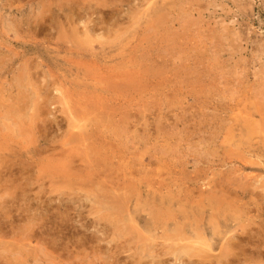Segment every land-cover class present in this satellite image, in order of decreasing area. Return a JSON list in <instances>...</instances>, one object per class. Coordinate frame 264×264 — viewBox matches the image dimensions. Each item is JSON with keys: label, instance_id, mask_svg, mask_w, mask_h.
I'll use <instances>...</instances> for the list:
<instances>
[{"label": "rangeland", "instance_id": "1", "mask_svg": "<svg viewBox=\"0 0 264 264\" xmlns=\"http://www.w3.org/2000/svg\"><path fill=\"white\" fill-rule=\"evenodd\" d=\"M0 264H264V0H0Z\"/></svg>", "mask_w": 264, "mask_h": 264}, {"label": "bare ground", "instance_id": "2", "mask_svg": "<svg viewBox=\"0 0 264 264\" xmlns=\"http://www.w3.org/2000/svg\"><path fill=\"white\" fill-rule=\"evenodd\" d=\"M156 3V2H155ZM158 9V8H157ZM157 15V14H156ZM39 23V22H38ZM35 25H37V24H35ZM40 26V25H39ZM42 27H43V24H42ZM84 41V40H83ZM66 47V46H65ZM63 48V47H62ZM70 48V47H69ZM77 48V47H76ZM75 49V48H74ZM131 76H132V74H131ZM105 77V76H104ZM138 78V77H137ZM129 86V85H128ZM131 86V85H130ZM70 105H71V103H70ZM13 106V105H12ZM6 107V106H5ZM10 107V106H9ZM70 108V107H69ZM3 109V108H2ZM6 109V108H5ZM7 110V109H6ZM8 111V110H7ZM71 112V111H70ZM6 114V113H5ZM14 114V113H13ZM73 114V113H72ZM66 115V114H65ZM67 117V116H66ZM68 119V118H67ZM72 122V121H71ZM68 126V125H67ZM68 128H70V127H68ZM88 129V128H87ZM74 130V129H73ZM76 130V129H75ZM69 133V132H68ZM90 133H88L87 134V136L89 135ZM69 135H71L70 133H69ZM74 135V134H73ZM72 135V136H73ZM92 135V134H91ZM84 137V136H83ZM68 139V138H67ZM72 139V138H71ZM76 139V138H75ZM81 139H83V138H81ZM90 139V138H89ZM94 139V138H93ZM79 140V139H78ZM77 140V141H78ZM91 140H92V138H91ZM91 140H88V141H91ZM81 141V140H80ZM94 141V140H93ZM79 142V141H78ZM80 143V142H79ZM82 143H83V145H84V142L82 141ZM85 143H86V141H85ZM70 144V143H69ZM77 144V143H76ZM90 144V143H89ZM92 144V143H91ZM75 146V145H74ZM89 146V145H88ZM69 147V146H68ZM72 147H73V145H72ZM82 147V146H81ZM92 148H94V147H92ZM64 150V149H63ZM75 150V149H74ZM89 151H91V149L89 150ZM78 152V151H77ZM76 153V152H75ZM81 153V152H80ZM86 153V152H85ZM63 154V153H62ZM68 154V153H67ZM76 154H78V153H76ZM84 154V153H83ZM88 154V153H87ZM90 154V153H89ZM83 156V155H82ZM83 157H85V156H83ZM93 157V156H92ZM64 159V158H63ZM66 159V158H65ZM90 161V160H89ZM93 161V160H92ZM93 163V162H92ZM89 167V166H88ZM88 167H87V169H88ZM94 167V166H93ZM85 170V169H84ZM90 170H91V168H90ZM89 170V171H90ZM95 170V169H94ZM92 171V170H91ZM86 172V171H85ZM127 172V171H126ZM88 174V173H87ZM91 174V173H90ZM91 175H93V174H91ZM95 182V181H94ZM109 182V181H108ZM113 182V181H112ZM110 183V182H109ZM114 183V182H113ZM135 184V183H134ZM124 185H126V184H124ZM116 187H118L119 186V184H118V186L117 185H115ZM118 189V188H117ZM121 189V188H120ZM128 189H129V187H128ZM128 189H126V190H128ZM116 190V189H115ZM126 190H124V191H126ZM132 191V190H131ZM130 191V192H131ZM154 191V190H153ZM128 193H129V191H127ZM113 194V193H112ZM115 194V193H114ZM122 194V193H121ZM129 195V194H128ZM127 195V196H128ZM134 195V194H133ZM109 196H110V194H109ZM115 196V195H114ZM114 196H111V197H114ZM130 197V196H129ZM170 197H172V196H170ZM115 198V197H114ZM109 199V198H108ZM138 199V198H137ZM171 200H172V198H171ZM174 200V199H173ZM128 205V204H127ZM214 256V255H213ZM216 257V256H215ZM219 258V257H218ZM216 259H217V257H216ZM219 261H220V259H219Z\"/></svg>", "mask_w": 264, "mask_h": 264}]
</instances>
